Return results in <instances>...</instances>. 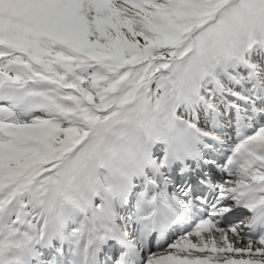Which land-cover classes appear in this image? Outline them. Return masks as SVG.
Wrapping results in <instances>:
<instances>
[{
    "label": "rangeland",
    "instance_id": "rangeland-1",
    "mask_svg": "<svg viewBox=\"0 0 264 264\" xmlns=\"http://www.w3.org/2000/svg\"><path fill=\"white\" fill-rule=\"evenodd\" d=\"M262 96L264 0H0V241L24 228L53 247L40 264L74 263L115 228L138 264H264V209L240 205L264 187V117L237 113ZM226 108L235 128L205 126ZM185 166L204 184L179 209ZM155 206L178 234L146 247Z\"/></svg>",
    "mask_w": 264,
    "mask_h": 264
},
{
    "label": "bare ground",
    "instance_id": "bare-ground-1",
    "mask_svg": "<svg viewBox=\"0 0 264 264\" xmlns=\"http://www.w3.org/2000/svg\"><path fill=\"white\" fill-rule=\"evenodd\" d=\"M261 112H264V110L262 111L261 110ZM184 185H182V187H183ZM194 187H195V183H194ZM256 189V191L254 192L253 190H249L250 192H248V194H246V196L244 197V199L240 202V205H242L243 207H245V206H247L248 204H247V202H246V200L247 199H251L252 200V202H254V200L255 199H257V198H260V196H258V194H263L264 195V187L263 188H260V187H256L255 188ZM259 191V193H256V192H258ZM244 203V204H241V203ZM155 207H157V206H155ZM253 207L254 208H260V210H262V209H264V201L262 202V204H260V205H258V206H254L253 205ZM155 209V208H154ZM157 209H158V207H157ZM153 210V209H152ZM152 210H150V215H151V211ZM253 210H255V209H253ZM148 211V210H147ZM147 219H148V216H147ZM24 220H22L21 221V224H19V226L18 227H24L23 225H22V222H23ZM202 224H204V225H209L210 224V222L209 221H203V223ZM146 225V224H145ZM135 226V228H134V230H137V226L136 225H134ZM18 227H16V228H12V229H10L9 227V230L8 231H6V232H12V234H16L17 233V231H18ZM105 230V229H104ZM104 230H103V232L101 233V234H99L98 236H96V235H94V237H95V241L97 242V238L100 236L101 238H104V239H106L107 241H110V240H112V239H114V237H118L117 236V232L115 231V228H112V229H107V230H112L113 232H114V234L115 235H113L112 233H110L109 231L107 232H105L104 233ZM156 229L155 228H143V231H142V229H141V232H138V233H140V235H142V236H147V235H151V234H153L154 233V231H155ZM156 231H158V230H156ZM144 232V233H143ZM165 232V231H164ZM19 233L21 234V236L17 239V241L16 242H12L13 244H11V245H9V241L10 240H13V238L12 237H10V238H8V239H5V237H7V236H5V237H3V239H1V241H0V250H3V252H15L16 250H18V246L20 245V246H23V245H25V244H29V245H31V246H35V245H38V242H37V240H36V238H34V237H32V236H27L26 235V233H27V230L26 229H24L23 228V230L22 231H19ZM172 233V232H171ZM9 234V233H8ZM145 234V235H144ZM163 234V233H162ZM164 235V234H163ZM162 235V236H163ZM13 236V235H12ZM165 236V235H164ZM151 237V236H150ZM166 240H167V237H164ZM8 246V247H7ZM111 248V246H109L108 247V249H110ZM123 256H124V260L123 261H127V260H130V262L129 263H134V264H137L140 260H141V255L139 254V253H137L136 255H132L131 254V252H125L124 254H123ZM87 260H85V262H87V264H91L93 261H94V257H93V255H91V256H89V258L87 257L86 258ZM144 259V258H143Z\"/></svg>",
    "mask_w": 264,
    "mask_h": 264
},
{
    "label": "trees",
    "instance_id": "trees-1",
    "mask_svg": "<svg viewBox=\"0 0 264 264\" xmlns=\"http://www.w3.org/2000/svg\"><path fill=\"white\" fill-rule=\"evenodd\" d=\"M237 65H238V64H237V60H236L233 66H235V67H236ZM236 70H237V69H236Z\"/></svg>",
    "mask_w": 264,
    "mask_h": 264
},
{
    "label": "water",
    "instance_id": "water-1",
    "mask_svg": "<svg viewBox=\"0 0 264 264\" xmlns=\"http://www.w3.org/2000/svg\"><path fill=\"white\" fill-rule=\"evenodd\" d=\"M201 28V27H200Z\"/></svg>",
    "mask_w": 264,
    "mask_h": 264
}]
</instances>
